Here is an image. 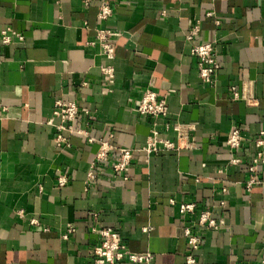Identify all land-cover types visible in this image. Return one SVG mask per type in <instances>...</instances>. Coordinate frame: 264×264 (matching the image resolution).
<instances>
[{"label":"crops","instance_id":"obj_1","mask_svg":"<svg viewBox=\"0 0 264 264\" xmlns=\"http://www.w3.org/2000/svg\"><path fill=\"white\" fill-rule=\"evenodd\" d=\"M102 4L112 8L103 21ZM196 22L195 42H215L221 63L211 83L201 80L186 39ZM102 27L121 32L112 60L89 44ZM6 28L24 40L3 43ZM108 64L112 83L101 71ZM232 87L251 103L234 99ZM148 88L167 101L160 134L174 136L167 124L191 125L193 148L146 154L153 119L137 106ZM56 99L82 109L70 145L60 148L50 122ZM235 127L243 141L230 151L226 140ZM262 132L264 0H0V264H95L105 227L130 250L151 252V264H186L184 229L203 209L224 224L204 231L197 264L258 263L264 182L249 189L246 182L253 158L259 150L264 155ZM101 141L113 150L86 190ZM119 148L134 150L122 177L112 170ZM256 169L264 181V161ZM185 202H195L196 211L180 214Z\"/></svg>","mask_w":264,"mask_h":264},{"label":"built area","instance_id":"obj_2","mask_svg":"<svg viewBox=\"0 0 264 264\" xmlns=\"http://www.w3.org/2000/svg\"><path fill=\"white\" fill-rule=\"evenodd\" d=\"M92 0H84L85 5H88ZM112 15V8L108 4H102L98 12V19L107 20ZM201 27L199 22L193 23L186 35V39L191 45V54L198 60L199 76L204 83H211L215 79L221 63L216 58L215 42L207 41L196 43L195 38L200 34ZM2 42L10 43L13 39L20 41L24 40L23 34L6 28L2 31ZM121 36V32L109 28H98L95 38L90 45H97L100 52L107 59L112 60L115 56V41ZM101 71L106 82L112 83L115 78L114 67L112 64L101 66ZM233 97L236 100H244L247 104L251 103V98L245 95L244 91L237 90L232 87ZM137 110L141 115L150 116L153 119V125L147 137L146 144L143 150L148 156L161 152H179L183 148H193L195 145L190 139V131L193 129L191 125L183 123H175L172 126L167 124V129H173L174 136L168 133L160 134L158 130L159 125H165L167 116V101L160 97L154 89H146L140 98ZM79 105L75 101L64 102L62 99H56L53 116L50 120L56 128V133L52 138V143L56 147H64L70 145V136L75 133L73 123L77 116L81 113ZM87 113L88 111H84ZM57 120V122H54ZM264 134V132H262ZM95 138H90L94 141ZM243 136L239 128H233L228 134L226 145L230 151L241 147ZM257 146L263 145V140H257ZM113 146L106 141H101L100 148L95 154V158L90 165V169L86 173V190L91 189L96 183L97 167L101 162L109 159ZM118 154L112 164L113 174L117 177H122L132 166V157L134 150L132 148H119ZM264 161V155L261 150L253 158L251 164L248 166L249 178L246 186L249 189L253 184H261L264 181L257 176L256 165L258 162ZM232 164H238V158L230 160ZM124 179H127L124 175ZM66 177L58 178L59 185L66 183ZM225 191V190H224ZM174 203L173 200H171ZM223 203V202H222ZM197 204L195 202H185L179 205L180 214L186 215L195 212ZM36 223V220H33ZM224 222L212 216L210 210H200L199 217L196 222L184 229V235L188 242V252L186 254V264H197V251L202 242L204 231L214 228L222 227ZM151 226L143 227V231L149 232ZM73 229L69 227L68 233L63 237L67 238ZM100 243L93 249L95 264H119L127 262L132 264H151L153 261V254L151 252H135L129 249L124 242L121 234L110 227L101 228L99 231ZM256 264H264V257Z\"/></svg>","mask_w":264,"mask_h":264}]
</instances>
